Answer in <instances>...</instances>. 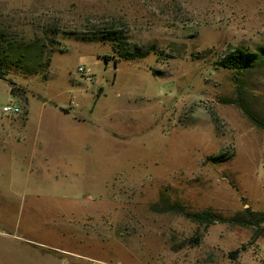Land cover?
I'll return each mask as SVG.
<instances>
[{
  "label": "rangeland",
  "instance_id": "obj_1",
  "mask_svg": "<svg viewBox=\"0 0 264 264\" xmlns=\"http://www.w3.org/2000/svg\"><path fill=\"white\" fill-rule=\"evenodd\" d=\"M263 56L264 0H0V264H264L183 214L264 211Z\"/></svg>",
  "mask_w": 264,
  "mask_h": 264
},
{
  "label": "trees",
  "instance_id": "obj_2",
  "mask_svg": "<svg viewBox=\"0 0 264 264\" xmlns=\"http://www.w3.org/2000/svg\"><path fill=\"white\" fill-rule=\"evenodd\" d=\"M101 36L110 38L113 35L109 36V34H102ZM253 55H254V52L246 51L241 46H234L228 49L226 52H224L220 56L218 63L226 68L240 69V68L249 66V64L253 62ZM0 77L5 79V77L3 76V71L1 69H0ZM6 79L7 81H10L8 78ZM10 89H12V87H10ZM242 110L251 121H253L254 123L258 125L263 126V124H261V122L257 118H255L250 112H248L244 108H242ZM222 155L223 153H219L212 157L217 158V157H222ZM183 214L195 222L203 223V225H206L207 223L212 222L214 219H217L219 221L229 219L231 221H235L240 224H258V223L264 224V211H259V212L253 211V210H250L247 206L244 207V210H242V214L236 213L235 215L229 218H224L208 210L195 211V212L184 211Z\"/></svg>",
  "mask_w": 264,
  "mask_h": 264
},
{
  "label": "built area",
  "instance_id": "obj_3",
  "mask_svg": "<svg viewBox=\"0 0 264 264\" xmlns=\"http://www.w3.org/2000/svg\"><path fill=\"white\" fill-rule=\"evenodd\" d=\"M78 69L81 72L84 71L82 67H79ZM1 111L4 112L5 114L16 113L18 111V107L13 103H7L1 106Z\"/></svg>",
  "mask_w": 264,
  "mask_h": 264
}]
</instances>
